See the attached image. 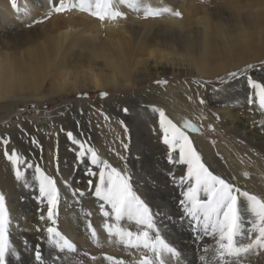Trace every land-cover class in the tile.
Masks as SVG:
<instances>
[{
    "label": "rangeland",
    "instance_id": "1",
    "mask_svg": "<svg viewBox=\"0 0 264 264\" xmlns=\"http://www.w3.org/2000/svg\"><path fill=\"white\" fill-rule=\"evenodd\" d=\"M29 1L31 4L33 3L32 0ZM186 2L192 4L195 8V11L197 12V17L194 13H191V17L188 19L190 20L188 28L191 30L190 32L193 35H199V37L202 35L201 33L203 26L196 22L195 19L201 17L205 12L210 15L212 22L217 23V27L219 29L214 26L213 29L210 30L211 34L213 35H209L213 42L212 47H216V49H218L216 51L217 53L215 50H213L216 54L213 52L214 57L210 58L212 63L211 66H214L213 69L216 70L214 71L215 73L212 72L208 75L198 73L197 69L195 68V64H193V60H191L190 57H186L188 56L186 51L182 48H180V50L178 49L179 47L176 46V51H173L174 62H176V72L173 73L166 70V72L161 73V75L141 83L137 82L138 80L135 77L136 74L134 76L133 73L132 79L134 84L126 86L116 84L114 86L98 89H95L93 86H91L90 81L87 79V77H85V70L90 68L94 69L95 67L96 71H100L104 74L111 71L110 67L104 63L103 58H94L90 56V49L93 45L103 46L105 48L108 47L107 43L109 40L105 34L106 32H104V30L99 26L101 24L100 21L87 14L74 12L63 16L55 15L50 20L45 21L42 24H38L33 28H27L25 24L31 23L33 19L39 18L41 13L46 10L47 5L43 7L36 6L35 8L38 12L29 20H26L25 18L23 19L22 12L17 11L15 13L17 15L15 17L16 28L18 31L26 30L27 34H25L23 39L20 41L14 42L11 35L15 33V29H4L0 32V39L4 38L5 40H8V42H10L11 45L13 44V46L16 45V43L18 45L20 44L18 49H14V54L21 63L29 60V55L27 54V51L24 50L26 48L25 46L31 47V44L37 45L39 44V41L40 43L49 41L52 36L57 34L56 28L64 24L68 25V28L72 29L73 31L59 49L60 53H52V55H50L51 60H44L46 62L43 64L44 67L42 66V74L40 76L39 83L36 84L37 87L24 84L20 87V91L16 90V92L6 95V98H0V125L4 123V121L9 120L8 118L11 116L19 118L16 121H14L15 119L9 121L4 125V127L0 128V135L7 134L11 137L12 143L26 147L24 152L25 155L29 156L31 162L38 163L40 161L39 164L45 169L47 173V170H51L50 172L55 174L54 168L51 167L54 165L55 161L51 160L47 163V160L45 159V149L47 147V143L51 141L50 139L53 136V133L47 130L42 122L28 121L24 119L22 120L20 117H22V115L28 109H31V105L33 104H35V108H38L39 111L48 112L60 104L75 101V106L71 109H68V112L66 111L65 115H67L66 118H68V121L63 120V122L60 123L62 126L56 129V133L59 136L57 141L60 142V147H64L63 142L70 141L67 138L66 133L71 131L74 136L87 142L85 145L86 147L88 145L95 147L102 159L109 161V163L116 167H121L125 161L120 160L121 145L118 144L117 135H114L113 130V134L111 133V124H119L117 121L123 120L128 125L129 135L133 134L145 138L150 135L153 136V134H155L154 130H152L154 124L151 125V123L157 119L155 115L156 113H152L150 109L145 110V108H142L141 105H155L157 107L163 108L167 113H170L173 117V120L179 124H182L184 119H190L194 123L202 124L205 132L202 131V134L199 135H201L203 139H207L208 142L212 144V146H218L219 144L221 145L222 152L229 155V157L226 156V159L228 160L226 163L235 170L236 173L234 176L243 179L244 183L248 182L247 184H253L252 181H255L263 184L264 186V167L259 166V163L254 160L253 157L255 156L252 154V151H250L251 145L244 141V138L237 132H234V130L231 129L229 130L225 126L227 124V119H229L227 116H225L226 111H228L233 116L235 114L234 122H236L237 117H239V119L240 117H244V112L247 111L246 109L242 110V106L239 104L242 103V101H245L244 104H246L245 99L248 89L245 86L244 81L241 80L239 83H237L229 90L228 94L226 95H216L211 92V89L205 90V88L200 87L199 95L207 100V105L203 106L204 119H200V109L202 106L198 103V98L196 95L197 86L191 84L192 79L197 76L212 79L217 75H224L229 71H234L244 66L246 63L264 60V0H204V2H201V0H188ZM165 4H170L169 0H158L157 6H163ZM179 5H181V3L177 2L173 5V7L178 8L184 13L183 8H181ZM234 6L235 8H232ZM212 7L221 8V18H214L210 14ZM129 11L131 12H127V19H124L127 25L131 24L142 30L145 23H152L151 25H153L155 28L153 30H157L158 28H163V25L165 24L163 18L145 20L142 18V14L136 13L131 9ZM132 14H135V19L130 18ZM141 20L144 21L142 22ZM220 29L221 31H224L221 32ZM161 32L162 39L165 38V40H175L177 36L181 37L184 31L182 30L179 32L174 28H164ZM243 35H245L249 41L245 40L246 38ZM240 41H242L241 44L243 41L247 43H243L241 46ZM161 42L162 41L159 42L160 45H163V42ZM132 43L137 44V40L133 41ZM230 43L235 44L232 45ZM238 43L239 45H236ZM199 44H201V41H199ZM221 44L226 45L224 46ZM198 47L199 46L197 45L195 48V54L200 53ZM220 49L223 51L222 53ZM133 51H135V48ZM189 54L191 56L192 53L189 52ZM239 55L245 56V60L243 62H238L237 59ZM211 56H213V54ZM145 58H147V56ZM94 62L96 63L93 64ZM217 66L220 67L218 68ZM69 72L72 73V75L69 77L70 83L67 85V87L65 86L62 88L60 78ZM75 78H78L79 80L77 82L72 81ZM254 78H261V74L256 72L254 74ZM157 79H167L169 83L168 85H156L154 82ZM185 81H188V83H185ZM76 87L80 88L78 89ZM100 91H107L109 96L101 100L98 96ZM82 92H87L88 96L83 99H78L77 94ZM133 93L135 95H133ZM188 96H191L192 101H196V103H193L187 99ZM166 104L173 105L175 108V113L174 110ZM220 104H227L228 106L222 107ZM125 106L130 109L129 113L127 114L121 111L122 107ZM21 109L23 111H21ZM81 109H83V113H81ZM220 109L225 110V112L223 110L221 111ZM179 110L182 113H180ZM213 112L220 113L221 120L217 121L212 115ZM105 116L109 117V119L106 120ZM46 119L49 120V117ZM48 120L47 123H50V120ZM242 120L243 119H240L239 121L243 122ZM77 121H79V124H77ZM156 122L157 120L155 123ZM210 124L215 125V132L208 128V125ZM237 124L238 123H236V125ZM17 125H21L22 128L26 130L27 134L36 137L40 141L42 149L37 148L36 145L30 144L28 135L22 134L20 129L17 128ZM63 125L66 126V129L63 127ZM120 128L123 130L121 125ZM249 128L250 127H248V129ZM98 134H100V137H104L102 146L98 143L100 138L98 137ZM191 135L193 136L194 143L197 145V141L194 138L197 136V134L191 133ZM128 144L129 148L127 150L124 149L122 156L126 158L128 169L133 176L134 189L137 192L140 191L142 197H144L146 201L150 203L158 220L159 213L161 214L158 208H164L165 206L169 205L167 203V198L169 197L168 195L177 196V198H180V193L183 191L182 187L173 183L169 173L174 174L178 178L179 176L185 174L186 170H182L179 167L182 165H173L168 163L166 148L163 149L161 146L153 145L148 141H137L135 145L129 142ZM259 144L258 146H254L252 148L258 150L259 153L264 156V144ZM0 147L2 148V146ZM74 147L75 146L70 143L68 144L67 149H62L64 150V155H60L58 160H60L59 165L61 166V169L63 168L62 171L64 170V174L63 176L59 177V180L66 182L74 181V187L84 190V197L93 196L87 185V180L89 177L85 174V165L78 162L76 154L72 150ZM57 154L59 155V153ZM175 155L176 154L173 153L174 158ZM232 157H234V161H231ZM258 159H260L261 162H264L262 158ZM207 164L211 170L220 175L218 172L219 170H217L219 168L215 166V163L210 162ZM3 168L8 171L10 168L8 162L3 164ZM174 168H176V170H174ZM244 173H248V176H245ZM56 174L61 175L59 171H56ZM28 175L35 179L36 174L33 169L28 171ZM160 178L164 179L166 184L161 182ZM29 179L30 178H27L28 183ZM31 183L28 185L29 188L27 187L31 193L24 192V195L27 196L25 205L26 207H24L26 213L24 215L26 219L33 220L39 219L38 215L40 214L39 209L41 208V204L39 201L38 203H31V200L34 202L33 198L38 192V186L36 182L34 184L33 180H31ZM141 186H143V189ZM33 188L35 189L33 190ZM142 190H144L145 196L143 195ZM30 198L32 199L30 200ZM93 199H95L94 196L92 200ZM97 206L98 205L96 204V207ZM78 208L81 209L82 207L74 206L73 210L75 211L76 209L78 212ZM89 209L90 206L88 208L85 207L84 213L89 211ZM97 209L99 210V207H97ZM98 210L97 212L100 218H102L100 210ZM174 211L178 213V216L180 215V209L178 207ZM91 217L93 218L91 215L84 222L88 232L89 229L87 228V220L90 219L92 221V225L94 226V222ZM126 222L128 225L132 224L129 221ZM185 222H183V225H186V229L190 231V233L195 238V234L191 232L187 221ZM57 226L61 231L63 230L60 226L59 218ZM182 228H184V226ZM11 232V239H15L16 229L14 228V230ZM35 232H20L22 235V240L26 238L29 244H32V242L36 244L35 241L39 240L38 238L40 233H38V231ZM16 240L19 242V239ZM198 243H203V240L198 241ZM91 257L95 256L91 255ZM252 258L253 261H251ZM252 258L250 259V264H264V257L259 256ZM125 259L131 260V258L126 255ZM14 262L12 261V264H16V262ZM31 262H33L32 264H39V262ZM47 264L49 263L47 262Z\"/></svg>",
    "mask_w": 264,
    "mask_h": 264
},
{
    "label": "snow or ice",
    "instance_id": "2",
    "mask_svg": "<svg viewBox=\"0 0 264 264\" xmlns=\"http://www.w3.org/2000/svg\"><path fill=\"white\" fill-rule=\"evenodd\" d=\"M36 2L40 3V0ZM11 3L19 12L17 0H11ZM46 5V10L39 18L25 24L27 28L42 24L55 15L63 16L74 12L87 14L100 21L102 26H106L120 19H127V13L121 10L120 5H126L132 11L142 14L145 20L159 19L165 15L177 20L184 19V13L178 8L153 6L148 0H46ZM24 14L30 15L27 9ZM155 56L154 50L151 57ZM256 72L261 74V78H254ZM89 73L93 83L99 88L100 77L86 69L85 74ZM71 75L72 73L69 72L64 77L61 82L62 88L70 83ZM241 80L248 89L246 103L249 105V112L253 111L252 106H256L260 114L264 115V82H262L264 81V60H261L246 63L234 71L217 75L212 79L194 77L191 84L197 86L196 95L198 103L202 106L200 119L205 118L203 106L207 105V100L199 95L200 87L205 90L211 89V92L216 95H226ZM154 83L168 85L169 81L157 79ZM87 96V92L77 94L78 99ZM98 96L103 100L109 96V93L100 91ZM187 99L192 101L191 96ZM192 102L196 103V101ZM31 107L35 109L36 106L33 104ZM141 107L158 114L159 132L162 144L166 146L168 163L186 167V173L178 178L169 173L173 183L183 188L177 201L180 215L171 216L169 223L175 226L177 223L183 224L187 221L191 232L195 234L196 241H202L205 238H211L214 241V244L202 247L203 254L198 257L199 264H250L252 257H259L261 253H264V196L243 190L238 186L234 176L224 178L210 169L194 143L193 136L189 134L190 132L202 134V124L194 123L190 119H184L183 123L179 124L161 107L155 105H141ZM80 111L83 113V109ZM121 111L127 114L130 109L125 106ZM63 114L60 113V115ZM212 115L217 121L221 120L220 113L213 112ZM105 119L109 117L105 116ZM117 122L127 135L128 125L123 120ZM254 126H258L260 132L264 134V123L255 121ZM17 128L22 134L28 135L30 144L42 149L36 137L27 134L21 125H17ZM208 128L213 132L216 131L215 125L210 124ZM66 136L75 146L72 150L78 162L85 165V174L89 177L87 185L95 198L94 202L99 207L102 228L107 233L109 242L115 238L125 248L138 251L140 258L135 260L134 264H180L183 250L166 239L157 223L153 207L134 189L133 176L127 167L126 158L121 156L120 160L125 163L121 167H116L102 159L95 147L91 145L86 147L87 142L74 136L71 131L67 132ZM120 144L125 150L129 148V144L123 139L120 140ZM11 145L9 135H0L3 156L11 166L14 181L21 187H26L28 171L32 169L35 171V179L38 181L35 199L43 205L39 209V219L50 222L46 228L38 227L36 231L42 233V240L50 251L52 264H62L65 254L77 252V243L57 226L58 208L62 200L57 180L39 163L30 162L29 156L25 155L22 149ZM173 153L176 154L175 158ZM244 175L248 176V173ZM93 178L96 180L95 185ZM72 194L83 197L85 193L82 189H73ZM7 201L5 191L0 190V264H12V261L16 264H24L23 257L27 254L24 249L29 242L25 238L21 241V246L17 247L11 239L13 218ZM84 215L90 217L92 213L87 211ZM125 221H131L132 225L124 227ZM87 228L91 240L98 243L97 228L92 225L90 219L87 220ZM43 233H46V236ZM106 259L113 264H126L123 259L115 256H106ZM32 260L39 264H47L48 257L44 255L39 243L33 247Z\"/></svg>",
    "mask_w": 264,
    "mask_h": 264
},
{
    "label": "bare ground",
    "instance_id": "3",
    "mask_svg": "<svg viewBox=\"0 0 264 264\" xmlns=\"http://www.w3.org/2000/svg\"><path fill=\"white\" fill-rule=\"evenodd\" d=\"M32 1L33 3L31 4L29 0H17V6L20 8V11L22 12L23 19L25 18L26 20H29L30 18L35 16V14L38 12L35 8L36 6L40 7L41 4H43V6L46 5V0H40V3H37L36 0H32ZM186 1L188 0H169L170 4L163 5V6L173 7L174 4H176L177 2L178 3L180 2L181 5L179 6L183 8L184 10V19L177 20L173 17L165 15L162 17L165 23L163 25V28H158L157 30H153L155 28L153 27V25H151L152 23L150 24L145 23L144 28L141 30L137 26H134L131 24L127 25L124 19H120L115 23H109L106 26H102L101 24L99 25L104 30V32H106L105 34L109 40L107 43L108 47L105 48L103 46L93 45L92 48L90 49V56L94 58H103L104 63L107 66H109L111 70L109 73L104 74L100 71H96L95 67L94 69L93 68L88 69L90 70L91 73H95L97 76L100 77L101 84L99 88L114 86L116 84H119L122 86L134 84V81L132 79L133 73H134V76L136 74L135 77L138 80L137 82L141 83L143 81L146 82L147 80L153 77H157L161 75V73L166 72V70L173 72V73L176 72V69H175L176 62H174V55H173L174 53L173 51H176L175 49L176 46L179 47L178 49L182 48L186 51V54L188 55L186 57L187 58L190 57V59L193 60L194 62L193 64H195V68L196 69L198 68L197 70L198 73H201L203 75H208L216 71L213 69L214 66L213 67L211 66L212 63H211L210 58L214 57V53L218 49H216V47H214L215 49L212 47L213 42L210 39L209 35L211 34L210 30L213 29L214 26L218 28L217 23L212 22L210 19V15L205 12L201 17H198L195 19L196 22H198L199 24L203 26L202 33H201L202 35L200 37L199 35L198 36L193 35L190 32L191 30L188 28L189 21H190L188 19H190L191 13L192 14L194 13L195 16L197 17V12L195 11V8L193 7V5ZM148 2H150L153 6L158 5V0H148ZM119 7L121 8V10L125 11L126 13L131 12L129 11L130 9L126 5H120ZM232 8H235V6ZM25 9L28 10L30 15L24 14ZM16 12L17 10L16 8L13 7L11 0H0V32L3 31L4 29L9 30L11 28H14L15 33L11 35L13 37L14 42L20 41L21 39H23L24 35L27 34L26 30L24 31L17 30L16 20H15L16 19L15 17L17 16L15 14ZM210 14L214 18H221L222 17L221 8L212 7L210 10ZM130 18L135 19L136 18L135 14H132ZM141 21L143 22L144 20H141ZM164 28L165 29L174 28L178 30L179 32L182 30L184 32L182 33L181 37L177 36L178 38L176 37L175 40L174 39L165 40V38L164 39L161 38V33H162L161 31H163ZM69 29L70 28H68V25L66 24L60 27L58 26L56 28L57 34L52 36L49 39V41L41 42V43L39 41V44L37 43H36L37 45L31 44V47L25 46L26 48L24 47L25 48L24 50L27 51V54L29 55V60H26L24 63H21L20 60H18L14 54V49H18L20 47V44L18 45L16 43V45L13 46V44L11 45L10 42H8V40H5L4 38L0 39V98H3V97L6 98V95H8L9 93L12 94L13 92H16V90H19L20 87L24 84L37 87L36 84L39 83V79L42 74V66L44 62H46L44 60H51L50 55H52V53H55V52L57 53L60 51L59 49L62 47V45L65 43V41L67 40V38L70 36V34L73 31L72 29L71 31H69ZM135 40H137V44L132 43ZM159 40L163 42V43L161 42L163 45H160ZM245 40L249 41L247 38ZM199 41H201V44H199ZM241 42L242 41H240V44ZM243 43H247V42L243 41ZM243 43L241 44V46L243 45ZM197 45L199 46L198 49L200 50V53L196 52L198 54H195V50H196L195 48L197 47ZM221 45L225 46L226 44H221ZM236 45H239V43ZM134 48H135V51H133ZM154 50L156 52V56L151 57V53ZM213 50H215V52ZM189 52L192 53L191 56ZM222 52L223 51L221 50V53ZM212 54L213 56H211ZM146 56L147 58H145ZM244 57H245L244 55H239L237 59L238 62H243L245 60ZM95 63L96 62H94L93 64ZM65 72H68V71H65ZM67 75L68 74L62 76L60 78V81L62 82L64 77ZM85 77H87V79L90 81L91 86H93V88L96 89L97 87L93 83L90 73L86 75ZM78 80H79L78 78H75L72 81L77 82ZM76 88L79 89L80 87H76ZM244 102L245 101H242V103H239L241 104L240 106H242L241 107L242 110H245V109L247 110L246 112H244L245 113L243 115L244 117H240V119H243L242 120L243 122L239 121L240 120L239 117H237L236 122H234L235 114L233 116L228 111L225 112V110L223 109H220V110L221 111L223 110L226 114L224 115L227 116V118H229L227 119V124L224 122L226 124L225 126L229 130L231 129V130H234V132H237L240 136L244 138V141H246L247 143L251 145L250 151H252V154L255 156V157L253 156L252 157L254 158L255 161L259 163V166L264 167V162H261V160L258 159V158H262V160L264 161V156L261 155V153H259L258 150H255L252 148L254 146H258L259 143L264 144V134L260 132L258 126H254L255 121L264 123V115L260 114L256 106H252L253 111L249 112L248 110L249 105H247V103L244 104ZM75 104H76L75 101L70 102V103H63V104L58 105L57 107H54L53 110H49L48 112L39 111L38 108H35V109L31 108V109H28L23 115L21 114L22 117H20V119L22 120L24 119L28 121L42 122L44 124V127H46L47 130L53 133V136L50 139L51 141L47 143V147L45 149V159L47 160V163L51 160L55 161L54 165L51 166L54 168L55 174L53 172L51 173L50 172L51 170L50 171L47 170V171H48V174H51L56 178L58 187L59 185L61 187L60 191L62 193V200L58 208V218L60 220V226L63 229L62 232H64L66 235L72 238L74 242L77 243V252L74 254H65L62 260V264H113L112 261H109L106 259V256H115L117 258L123 259L126 262V264H134V261L140 258V253L134 249L125 248L123 245L119 244L115 240V238H113V240L109 242L108 235L106 232L103 231V228H102V218H100L97 212L98 206L96 207V203L94 202L95 199L92 200L93 196H86V197L73 196L72 190L78 189L74 187L75 182L69 181L67 182V184H65L66 181L59 180V177L63 176L64 170L62 171L63 168L61 169V166L59 165L60 160L58 159L60 158V155L61 156L64 155L63 154L64 150L62 149L64 148L67 149L68 144L72 142L65 140L67 142H63L64 147L61 148L60 142L57 141V138L59 136L56 133V129L62 126L60 123L63 122V120L68 121V118H66L67 115H65L66 111L68 112V109L73 108ZM166 105L170 106L174 110V113H175V108L173 107V105H168V104ZM60 113H64V114L60 115ZM180 113L182 112L180 111ZM166 114H168L173 119L170 113L166 112ZM155 115L157 118L156 119L157 122L155 123L156 120H154L151 123V125L154 124L153 127L151 126L153 128L151 129L154 130V133H155L153 134V136L150 135L145 138V137H139L138 135L136 136L133 134L125 135L124 131L120 128V125L117 123L111 124V126L114 128L113 129L111 127V133L113 130L114 135H117V141L119 145H121L120 144L121 139H123L126 143L129 142L133 145H135L137 141L138 142L148 141L149 143L153 145H159L163 149H165L166 146L162 144L161 136L159 132L158 114H155ZM47 117H49L50 123H47V120H48L46 119ZM8 119L9 120L4 121V123L0 125V128L4 127V125L8 123L9 121H12L14 119H15L14 121H16L19 118L15 116L13 117L11 116ZM236 123L238 124L236 125ZM63 127L66 129V126L63 125ZM248 127L250 128L248 129ZM203 132H205L204 129H203ZM189 134L191 135V133ZM98 137H100V134H98ZM100 138H99L98 143L102 146V143L104 142V137L101 136ZM194 138L197 141L199 151H201V154L206 163H210V162L215 163V166L219 168L217 169L219 170L218 172L220 173V175L224 176V178H230L235 175L236 173L235 170L226 163L228 161L226 159V156L229 157V155L222 152L220 144L218 146H212V144L208 142L207 139L205 138L203 139L202 136L199 134H197V136H195ZM11 146L19 147L20 149L23 150V152L25 151V148H26L19 144H14V143H12ZM1 151H3V147L0 149V190L5 191L8 197L7 202L9 204L10 212L13 218V226L10 231H13L14 228L16 229V237L15 239H12V240L16 244L17 247H20L21 241H22V235L20 232L22 231H25L26 233L35 232L38 227L40 229L46 228L47 226H49L50 222L41 221L40 219L31 220V219L25 218L24 214L26 212H25L24 207H26L25 205L27 201V196L24 195V192L31 193L30 190L28 189L29 188L28 185L29 183H31V180H33L34 184L36 182L37 186H38V181L34 179L33 177L29 176L27 173V178H30L29 183L27 182V186L21 187L20 185H18L14 181L11 166L8 169V171H6L3 168V164L7 163V161L3 156V152ZM57 153H59V155ZM123 153H124V149L121 146L120 155L122 156ZM234 160H235L234 157H232L231 161H234ZM179 167L182 170H186L185 166H179ZM174 170H176V168H174ZM56 171H59L61 175H57ZM160 181L166 184V181L164 179L160 178ZM235 181L237 182L238 186L241 187L243 190H248L255 194L264 196L263 184L259 182H255V181H252L253 184H247L248 182L244 183L243 179L237 178V177L235 178ZM95 183H96V180L95 178H93V184L95 185ZM242 185H245V186H242ZM141 188L143 189V186H141ZM34 189L35 188H33V190ZM138 193L141 194L140 191ZM142 193L145 196L144 190H142ZM168 196L169 197L167 198V203L169 205L165 206L164 208L162 207L158 208L161 214L159 213L160 218L158 217L157 222L161 228V232L166 237V239H168L175 246L183 250V256H182L180 264H199L198 257L201 254H203L201 251L202 247L204 245H212L214 244V241L211 238H205L203 240V243H198V241L194 240L195 238L190 233V231L186 229V225L177 223L175 224V226H173L172 224H170L169 218L171 216L178 217V213L174 210L177 209L178 207L177 201L179 198H177V196H172V195H168ZM35 197L33 198L34 202L31 200L32 198H30L32 204L38 203ZM74 206L76 207L79 206L82 208L81 209L78 208V212H77L76 209L75 211L73 210ZM89 206H90L89 211H91L92 216H93V218L92 217L91 218L94 222V227L97 228V232H98V240H99L98 243H94L91 240L90 234L84 225L85 224L84 222L88 218L84 215V209L85 207L88 208ZM41 207H43V205H41ZM44 215L46 216V212L44 213ZM245 215L247 216V214ZM187 224L189 226L188 222ZM131 225L132 224L128 225L126 221L124 222V227H129ZM183 226L184 228H182ZM38 233H40L39 234L40 236L38 238L40 241L38 240L35 242L36 244L40 242L39 244L42 250L44 251V255L48 257L47 262L49 264H52V259L50 258L51 256L50 251L46 248L42 240V233L41 232H38ZM43 235L46 236V233H43ZM16 239H19V242ZM36 244L32 242V244H29L27 248L24 249V252L27 253L23 257L24 263L26 264L33 263L31 262L33 261L32 260V250ZM91 255H94L96 259H92ZM125 255L129 256L131 260H126ZM260 256L264 257V253H261ZM251 261H253V258L251 259ZM258 264H262V263H258Z\"/></svg>",
    "mask_w": 264,
    "mask_h": 264
}]
</instances>
